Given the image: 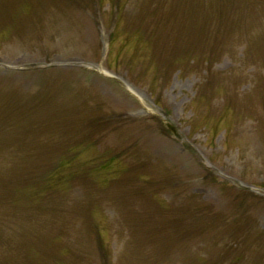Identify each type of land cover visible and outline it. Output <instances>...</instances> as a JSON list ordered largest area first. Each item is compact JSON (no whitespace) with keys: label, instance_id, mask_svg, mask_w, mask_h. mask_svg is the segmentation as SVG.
Returning <instances> with one entry per match:
<instances>
[{"label":"rangeland","instance_id":"1","mask_svg":"<svg viewBox=\"0 0 264 264\" xmlns=\"http://www.w3.org/2000/svg\"><path fill=\"white\" fill-rule=\"evenodd\" d=\"M0 264H264V0H0Z\"/></svg>","mask_w":264,"mask_h":264}]
</instances>
